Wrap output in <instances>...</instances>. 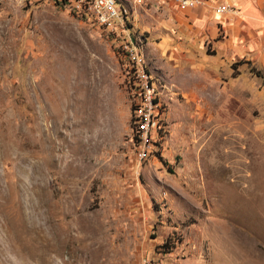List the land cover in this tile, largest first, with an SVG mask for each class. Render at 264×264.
Returning <instances> with one entry per match:
<instances>
[{"label":"rangeland","instance_id":"374dc122","mask_svg":"<svg viewBox=\"0 0 264 264\" xmlns=\"http://www.w3.org/2000/svg\"><path fill=\"white\" fill-rule=\"evenodd\" d=\"M153 1L177 5L121 0L166 113L141 161L119 42L67 0H0V264H264V99L212 97L238 63Z\"/></svg>","mask_w":264,"mask_h":264},{"label":"crops","instance_id":"0c3cea01","mask_svg":"<svg viewBox=\"0 0 264 264\" xmlns=\"http://www.w3.org/2000/svg\"><path fill=\"white\" fill-rule=\"evenodd\" d=\"M223 1L237 8L238 13L217 16L209 4L189 11H182L173 2L151 4L162 9L163 18L170 19L167 27L176 25L192 42L204 40L212 45L221 65L238 63L237 75L232 71L229 80L211 78L212 97L219 93L230 96L236 90L238 94L264 99V0ZM249 65L257 73L249 71ZM216 66L211 63L209 69L219 75Z\"/></svg>","mask_w":264,"mask_h":264},{"label":"built area","instance_id":"2783aa9c","mask_svg":"<svg viewBox=\"0 0 264 264\" xmlns=\"http://www.w3.org/2000/svg\"><path fill=\"white\" fill-rule=\"evenodd\" d=\"M78 15L91 17L105 27L112 38L119 42L127 60L128 86L134 103L133 135L136 151L141 161L151 157L155 145L163 137L165 108L160 101L158 86L145 54L136 45V33L129 27L130 14L121 0H67ZM177 3L181 10L196 6H211L218 16L237 14L238 10L223 0H167Z\"/></svg>","mask_w":264,"mask_h":264},{"label":"bare ground","instance_id":"6f19581e","mask_svg":"<svg viewBox=\"0 0 264 264\" xmlns=\"http://www.w3.org/2000/svg\"><path fill=\"white\" fill-rule=\"evenodd\" d=\"M217 133V132H216ZM218 134V133H217ZM92 260V259H91ZM93 263V262H92Z\"/></svg>","mask_w":264,"mask_h":264}]
</instances>
